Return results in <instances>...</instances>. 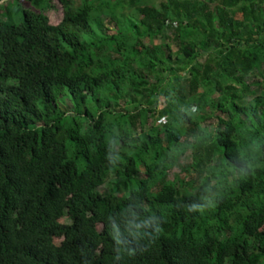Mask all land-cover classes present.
<instances>
[{"label": "trees", "instance_id": "1", "mask_svg": "<svg viewBox=\"0 0 264 264\" xmlns=\"http://www.w3.org/2000/svg\"><path fill=\"white\" fill-rule=\"evenodd\" d=\"M24 1L0 4V264H264V0Z\"/></svg>", "mask_w": 264, "mask_h": 264}, {"label": "rangeland", "instance_id": "2", "mask_svg": "<svg viewBox=\"0 0 264 264\" xmlns=\"http://www.w3.org/2000/svg\"><path fill=\"white\" fill-rule=\"evenodd\" d=\"M23 2L20 3L19 0H1L0 1V4H3L4 5V8L5 6H8L10 5L9 7L11 8L8 15L6 14V16L4 18H8L9 16L11 17L12 21L15 22V23H21L23 21V15H22V12H21V8L23 7H29V4L28 2H25L24 0H21ZM74 1V4L75 5H78L80 3L81 0H73ZM160 2V0H157ZM51 5L52 7L46 11V14L49 18V22L51 24H56L58 23L61 18H62V6L61 4L58 2V0H51ZM125 11H130L131 12V9L130 8H125ZM129 12V13H130ZM105 22L108 20V18H104V16L101 17ZM161 38H158L156 42H160ZM149 40L146 39V42H148ZM173 48L174 50H176L178 47L177 45H173ZM69 105H70V102H69ZM151 122V120H150ZM158 122H165V118L161 119L160 121ZM210 122H214V120L212 121H208V123ZM190 157L189 156H185L184 158H182L180 160V163H178L170 172H169V179L171 180H176L178 184H180V188L183 190V189H187L188 186H189V183L192 182L193 183V179H195V173H192L191 175H188V174H185V173H182L181 170H182V167L188 163H190ZM111 187V184L110 182H107L102 190L106 191L108 190L109 188ZM99 229L102 228L101 225L97 226Z\"/></svg>", "mask_w": 264, "mask_h": 264}]
</instances>
